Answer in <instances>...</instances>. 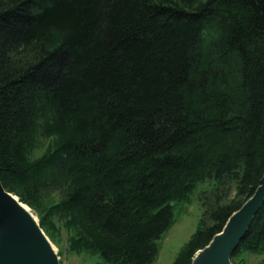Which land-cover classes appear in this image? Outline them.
<instances>
[{
    "label": "trees",
    "instance_id": "16d2710c",
    "mask_svg": "<svg viewBox=\"0 0 264 264\" xmlns=\"http://www.w3.org/2000/svg\"><path fill=\"white\" fill-rule=\"evenodd\" d=\"M263 173L264 0H0V183L50 239L153 264L168 202L221 183L191 264ZM263 249L264 202L230 258Z\"/></svg>",
    "mask_w": 264,
    "mask_h": 264
},
{
    "label": "water",
    "instance_id": "95a60500",
    "mask_svg": "<svg viewBox=\"0 0 264 264\" xmlns=\"http://www.w3.org/2000/svg\"><path fill=\"white\" fill-rule=\"evenodd\" d=\"M13 197L18 201L0 183V264H59L43 239L42 229ZM263 202L264 173L253 196L230 216L223 230L196 254L192 264H231L232 253L246 236Z\"/></svg>",
    "mask_w": 264,
    "mask_h": 264
},
{
    "label": "rangeland",
    "instance_id": "374dc122",
    "mask_svg": "<svg viewBox=\"0 0 264 264\" xmlns=\"http://www.w3.org/2000/svg\"><path fill=\"white\" fill-rule=\"evenodd\" d=\"M213 191H219L221 199L227 195L229 200L234 195V190L230 189L227 193L221 183L200 182L193 185L182 200L168 202L172 218L170 225L157 241L158 252L153 264H179L182 261L187 244L200 226L203 213L200 201L209 199V202H212V197L215 196ZM31 213L39 225L37 216L32 211ZM53 221L56 223V230L51 234L53 239L46 237L56 250L59 264H105L97 255H92L81 245H76L73 232L67 226L65 218ZM198 252L192 258L191 264ZM235 261L236 264H264V249L255 253L244 252ZM233 262L230 258V263L234 264Z\"/></svg>",
    "mask_w": 264,
    "mask_h": 264
},
{
    "label": "bare ground",
    "instance_id": "6f19581e",
    "mask_svg": "<svg viewBox=\"0 0 264 264\" xmlns=\"http://www.w3.org/2000/svg\"><path fill=\"white\" fill-rule=\"evenodd\" d=\"M14 201H16L19 205V207L22 209V211H24L28 217L30 218V220L36 225L38 226V222L36 221V218L35 216L31 213V211L29 210V208L22 204V203H19L15 197H13ZM42 236H43V239L45 240V242L47 243V245L49 246V248L51 249V251L53 252V254L55 255L56 259L58 260V256L56 254V250L55 248L52 246L51 242L49 241V239L46 237V235H44L43 233H41Z\"/></svg>",
    "mask_w": 264,
    "mask_h": 264
}]
</instances>
